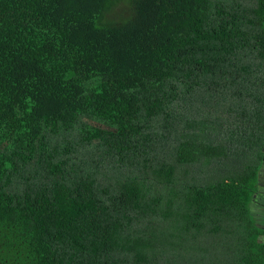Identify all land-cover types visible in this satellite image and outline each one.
<instances>
[{
  "label": "trees",
  "instance_id": "trees-1",
  "mask_svg": "<svg viewBox=\"0 0 264 264\" xmlns=\"http://www.w3.org/2000/svg\"><path fill=\"white\" fill-rule=\"evenodd\" d=\"M262 163L264 0H0V264H264Z\"/></svg>",
  "mask_w": 264,
  "mask_h": 264
},
{
  "label": "crops",
  "instance_id": "crops-1",
  "mask_svg": "<svg viewBox=\"0 0 264 264\" xmlns=\"http://www.w3.org/2000/svg\"><path fill=\"white\" fill-rule=\"evenodd\" d=\"M259 174V182L256 192L253 195L251 206L255 217V223L262 231H264V163Z\"/></svg>",
  "mask_w": 264,
  "mask_h": 264
},
{
  "label": "rangeland",
  "instance_id": "rangeland-1",
  "mask_svg": "<svg viewBox=\"0 0 264 264\" xmlns=\"http://www.w3.org/2000/svg\"><path fill=\"white\" fill-rule=\"evenodd\" d=\"M118 13H125V12H121V10L119 9L118 10ZM124 15H126L127 16V14L125 13ZM263 166V163L261 164V167ZM212 180H210V181H207V183H210Z\"/></svg>",
  "mask_w": 264,
  "mask_h": 264
}]
</instances>
